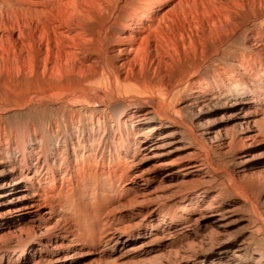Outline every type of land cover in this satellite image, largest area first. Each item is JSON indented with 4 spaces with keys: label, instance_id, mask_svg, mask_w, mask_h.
<instances>
[{
    "label": "bare ground",
    "instance_id": "bare-ground-1",
    "mask_svg": "<svg viewBox=\"0 0 264 264\" xmlns=\"http://www.w3.org/2000/svg\"><path fill=\"white\" fill-rule=\"evenodd\" d=\"M260 146L264 0H0V264H264Z\"/></svg>",
    "mask_w": 264,
    "mask_h": 264
},
{
    "label": "rangeland",
    "instance_id": "rangeland-1",
    "mask_svg": "<svg viewBox=\"0 0 264 264\" xmlns=\"http://www.w3.org/2000/svg\"><path fill=\"white\" fill-rule=\"evenodd\" d=\"M212 110H213V112H216V113L211 112ZM230 110H231L230 107H221V106L220 107H213V108H210L209 113H206L204 115V118L205 119L206 118H213L214 117L213 115H215V114H216V117L227 118V116L230 113ZM234 126H235V124L232 122V119H229V117L227 119H224L223 121H217L215 123V127H217L218 129H222V130H226L227 128L231 130L232 128L233 129L235 128ZM262 151L264 152V146H260L256 149V153H258V154H260V152H262ZM245 167H246V172L248 174H251V175L261 173L262 171L264 172V156H258V157H255L254 159L248 161L247 164H245ZM219 180L221 181V179H219ZM91 190H94V189L91 188ZM157 247L158 246L151 245V246L147 247V249L152 250V249H156ZM157 254H160V253H153L149 257H152V256L157 255Z\"/></svg>",
    "mask_w": 264,
    "mask_h": 264
}]
</instances>
